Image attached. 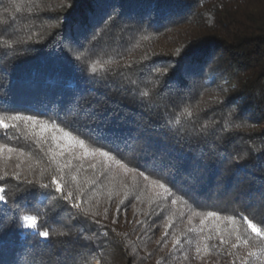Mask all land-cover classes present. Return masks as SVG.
I'll use <instances>...</instances> for the list:
<instances>
[{
  "label": "trees",
  "instance_id": "1",
  "mask_svg": "<svg viewBox=\"0 0 264 264\" xmlns=\"http://www.w3.org/2000/svg\"><path fill=\"white\" fill-rule=\"evenodd\" d=\"M16 115L137 171L78 148L53 160L54 133ZM0 116L16 125L0 128V264H264L246 255L259 242L195 251L228 233L208 212L264 221V0H0Z\"/></svg>",
  "mask_w": 264,
  "mask_h": 264
},
{
  "label": "snow or ice",
  "instance_id": "2",
  "mask_svg": "<svg viewBox=\"0 0 264 264\" xmlns=\"http://www.w3.org/2000/svg\"><path fill=\"white\" fill-rule=\"evenodd\" d=\"M109 19H112L111 17ZM79 59V57H77ZM92 71H96V65L92 66ZM147 95L148 93H143ZM187 111V110H186ZM188 115H191V112H188ZM9 119L13 121H28L30 122L33 127H39L42 133H54L52 135V139L57 141V148L60 149L58 153H53V160H55L57 155H64V148L71 150L80 149L82 157H99L101 161H110L111 163L117 165L119 169L123 171V173H133L136 172L137 169L130 167L128 164L122 162L121 160L117 159L115 155L112 153L111 149H105L103 146H93L92 142L86 141L85 139L80 138L79 136L73 135L71 132L60 128L58 125H49L46 121H40L36 117L28 116L22 117L19 115L11 116ZM15 124L9 125L6 123L5 118L0 116V128L7 129L9 127H15ZM6 145H0V149L6 148ZM8 151H13V149H8ZM73 158L80 159L81 157H77L75 152L72 151ZM71 165V161H66L63 166H58V173H62L63 169L69 167ZM90 167L95 169L96 164H90ZM139 176L143 178L144 181H149L151 185L162 189L164 193L171 195L170 189L167 185L159 179H152L149 175L145 174V172H139ZM63 176L62 175H53L50 178L51 185L55 186L57 192H61L64 195L65 199L74 200L75 196L72 192L64 193V184L62 183ZM72 180H77L76 176H72ZM43 187L47 188L49 185L45 184L42 185ZM5 189L0 187V201L5 199ZM139 198V197H137ZM172 204L177 203V199H172ZM73 207L79 209L80 204H73ZM106 211V210H105ZM118 211V210H117ZM193 215H199V213L193 212ZM208 217H215L217 219H221L218 213L216 212H208L206 214L205 219ZM231 225V230L228 231L227 235L223 231L217 230L216 236L219 241V245L217 244H210L209 241L212 240L213 236L210 233L207 236L201 237L199 243H197L195 251L197 255L203 253L205 256L210 255L212 250L217 248L220 245H229L231 249H239L241 245L245 246V248H255L256 243L259 242V249L257 251L249 250L247 251V257H259L260 255H264V221L256 222L253 218H250L248 215L244 213H240L239 217L237 216H226L223 217ZM23 226L29 229H36L37 228V216L35 215H25L23 217ZM189 222H191V218H189ZM201 223H204V220H201ZM171 223H168L166 227H171ZM168 233L166 232L165 235ZM38 235L44 238L49 237L48 231H39ZM180 243L179 240H175L174 244L178 245ZM228 256L235 257L232 260V264H237V260H239L240 264H248V259L244 256H236V254L232 251L225 250Z\"/></svg>",
  "mask_w": 264,
  "mask_h": 264
},
{
  "label": "rangeland",
  "instance_id": "3",
  "mask_svg": "<svg viewBox=\"0 0 264 264\" xmlns=\"http://www.w3.org/2000/svg\"><path fill=\"white\" fill-rule=\"evenodd\" d=\"M261 130H263L264 131V124H262V126H261ZM116 169L117 170H120V171H122L121 169H119V167L116 165ZM127 174H132V173H127ZM209 219H211L210 220V223L212 224V225H214V226H217V227H222V226H228V231H230L231 230V225L226 221V220H224V219H217V218H214V217H212V218H209ZM206 222H207V220H206ZM199 224H200V226L201 225H203V226H205V222L202 224L201 223V220L199 221ZM172 246V245H171Z\"/></svg>",
  "mask_w": 264,
  "mask_h": 264
}]
</instances>
